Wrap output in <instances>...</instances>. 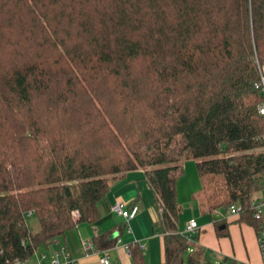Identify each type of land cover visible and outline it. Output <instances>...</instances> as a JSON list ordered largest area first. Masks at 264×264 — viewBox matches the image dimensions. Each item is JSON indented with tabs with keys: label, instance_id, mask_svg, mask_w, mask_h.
<instances>
[{
	"label": "trees",
	"instance_id": "16d2710c",
	"mask_svg": "<svg viewBox=\"0 0 264 264\" xmlns=\"http://www.w3.org/2000/svg\"><path fill=\"white\" fill-rule=\"evenodd\" d=\"M256 57L264 0H0V264L96 222L112 185L137 169L161 211V264H213L179 232L186 159L203 213L236 205L264 232L251 208L264 190ZM130 251L146 264L139 245Z\"/></svg>",
	"mask_w": 264,
	"mask_h": 264
},
{
	"label": "crops",
	"instance_id": "0c3cea01",
	"mask_svg": "<svg viewBox=\"0 0 264 264\" xmlns=\"http://www.w3.org/2000/svg\"><path fill=\"white\" fill-rule=\"evenodd\" d=\"M188 166L186 164V169ZM184 170L183 167V173ZM200 189L201 185L181 195L179 180L177 182L179 232H184L188 221L195 219L200 228L196 233V246L204 250L208 259L209 255L214 256L213 262L209 259L213 264L232 259L247 264H264L260 234L255 227L240 221V216L228 215V209L203 213L196 197ZM116 203H122L126 209L138 205L139 212L134 218L126 220L112 213L111 208ZM98 208L100 217L96 222L80 223L65 236L41 245L34 257L30 258L31 263L37 264L41 256L39 252L52 256L61 247H66L78 264H101L102 252L109 254L110 264H134L130 251V246L134 245L141 247L146 264L164 262V234L155 230L161 219L160 208L154 202L146 170L128 172L115 182L107 196L99 202ZM196 214L201 217L196 218ZM218 231L223 234L220 235ZM107 232L109 239L115 240L113 247L105 251L97 249V252L89 254L83 251V241H93L95 236Z\"/></svg>",
	"mask_w": 264,
	"mask_h": 264
},
{
	"label": "built area",
	"instance_id": "2783aa9c",
	"mask_svg": "<svg viewBox=\"0 0 264 264\" xmlns=\"http://www.w3.org/2000/svg\"><path fill=\"white\" fill-rule=\"evenodd\" d=\"M256 64L257 69L259 73V80L255 82V89L260 91L264 98V60L261 62L256 57ZM260 114L264 115V100L263 103L259 107ZM251 208L254 210V218L256 220L262 221L264 224V201L261 200H253L251 204ZM111 211L113 214L123 217L126 220H130L134 218L138 212H139V206L133 205L129 209H126V207L122 203H116L114 206H112ZM241 212V209L236 205H231L227 213L231 216H239ZM161 214V211H160ZM29 216L32 215V212H29ZM75 219L79 218L78 212H74ZM200 230L199 225L195 219H191L188 221L186 229L184 232H181L183 235H185L189 241H191L192 236L196 234ZM259 241L261 244V249L263 251V257H264V232H261L259 235ZM83 251L86 254L97 252V248L95 247V244L93 241H83L82 242ZM191 251V250H190ZM100 257V263L101 264H110V256L107 254V252H102ZM11 264H32L31 260H22V259H16ZM37 264H78L77 260L72 256L70 251L66 247H61L59 250L55 251L52 256H48L47 254H41L39 257V260Z\"/></svg>",
	"mask_w": 264,
	"mask_h": 264
},
{
	"label": "rangeland",
	"instance_id": "374dc122",
	"mask_svg": "<svg viewBox=\"0 0 264 264\" xmlns=\"http://www.w3.org/2000/svg\"><path fill=\"white\" fill-rule=\"evenodd\" d=\"M258 59L261 62L264 60V58L263 59L262 58H258ZM183 146H184L183 139L181 137H179L178 139H176V141L173 143V146H172V151H173V154L172 155H174V157H178L179 156V152H180V150H181V148ZM182 163H183V167H184L185 170H184V173L179 178V185H180V188H181V195L183 194V192L186 193V190L189 191L190 189H193L194 187H198L199 185H201L200 184L201 183L200 177H199L198 170H197V167H196V161L193 160V159H186ZM186 164H189V166L187 167V169H186ZM263 192H264V190L255 193L254 199H256V200L259 199L261 201H264V194H263ZM196 216H197L196 218L201 217L199 214H196ZM29 225H30V228H31V230L33 232L38 231L39 228H40L39 223H38V220L34 216L33 217H30V219H29ZM195 236H197V235L194 234L192 236L191 241L194 240V237ZM42 253H43V251L42 252H39L40 255ZM32 257H34V255ZM213 257L214 256L209 255V259L212 262H213ZM220 264H229V263L226 262V260H224V261H220Z\"/></svg>",
	"mask_w": 264,
	"mask_h": 264
}]
</instances>
